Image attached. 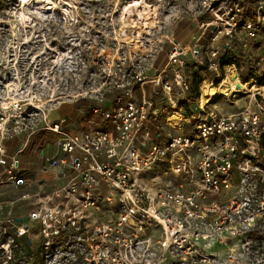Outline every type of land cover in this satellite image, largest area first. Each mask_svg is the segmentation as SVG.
Listing matches in <instances>:
<instances>
[{
	"label": "built area",
	"instance_id": "built-area-1",
	"mask_svg": "<svg viewBox=\"0 0 264 264\" xmlns=\"http://www.w3.org/2000/svg\"><path fill=\"white\" fill-rule=\"evenodd\" d=\"M253 4L191 43L171 41L152 76L133 70L145 87L105 92L89 104L104 125L67 131L65 119L53 121L43 110L37 125L18 104L8 116L0 111V187L28 184L21 155L40 130L57 135L55 151L40 148L37 157L58 181L37 179L15 200L0 193V264H211L215 255L204 252L223 245L236 264L232 242L252 249L251 235L264 229V104L249 101L219 114L197 103L190 120L177 112L182 119L161 123L153 97L159 88L172 104L179 99L173 92H188L187 57H205L218 79L226 63L220 37L240 28L252 39L264 26V0ZM215 21L201 25L210 29ZM225 66L240 83L234 62ZM156 165L161 170L150 175ZM19 201L30 211L16 213Z\"/></svg>",
	"mask_w": 264,
	"mask_h": 264
},
{
	"label": "rangeland",
	"instance_id": "rangeland-1",
	"mask_svg": "<svg viewBox=\"0 0 264 264\" xmlns=\"http://www.w3.org/2000/svg\"><path fill=\"white\" fill-rule=\"evenodd\" d=\"M134 1L15 0L5 3L0 9V111L8 116L18 104L22 115H31L29 122L37 125L41 110L51 115L60 107L68 106L78 112L66 115L70 121L78 118L80 112L81 116L80 120L73 119L66 130H81L89 125V120L104 125L98 115L85 114L89 104L98 101L105 92L120 94L126 88L145 87L133 78L132 71L140 68L152 76L165 62L171 41L191 43L202 31L226 25L225 20L238 7L248 10L254 5L253 0H138L136 6H131ZM211 17L216 21L210 29L201 25ZM219 41L218 47L226 44L225 49L221 48L226 54L225 65L234 62L240 83L251 81L264 86V26L252 39L238 28L233 37L221 36ZM186 62L183 72L190 84L188 92H173L171 97L181 99L173 98L172 104L159 88V95L153 97L161 119L175 111L189 116L188 103L183 99L197 102L203 82L209 86L210 96L209 93L205 96L202 105L217 93L206 104L221 114L235 112L249 101L264 104L263 91L251 94L243 90L234 98L231 92L227 95L228 84L217 91L227 66H220V77L216 79L205 57L202 61L187 57ZM244 76L248 78L243 82ZM101 85L105 86L99 93H90ZM149 85L151 88L152 84ZM39 132L31 137L21 155L22 175L28 184L19 188L7 186V189L1 186L3 199L15 200L21 192L32 190L37 179L34 175L39 173L37 150L43 148L46 155L55 151L57 135ZM160 170V165H156L150 175ZM18 204L21 210L16 208V213L30 211L28 201ZM251 236L257 242L252 244V249L242 250L240 243L232 242L238 257L236 264H264V229ZM225 247L210 249L204 255H215L212 258L216 262L211 264H230Z\"/></svg>",
	"mask_w": 264,
	"mask_h": 264
},
{
	"label": "crops",
	"instance_id": "crops-1",
	"mask_svg": "<svg viewBox=\"0 0 264 264\" xmlns=\"http://www.w3.org/2000/svg\"><path fill=\"white\" fill-rule=\"evenodd\" d=\"M184 40H185V38H184ZM177 41H180V40H178L177 39ZM184 43V42H183ZM186 64H187V62H186ZM185 67H186V65H185ZM164 94V93H163ZM159 94H157V96H158ZM164 96H165V94H164ZM179 99H181V98H179ZM183 100H185V102H187L188 103V111H190V114H189V116H188V119L190 120L191 119V115H193V113H194V109L196 108V106H197V102H195V101H187V99L186 98H184ZM245 105V104H244ZM243 106V105H242ZM206 108L207 109H213V108H209L208 107V104H206ZM240 109V108H239ZM157 110V109H156ZM70 112H72L73 114H75V113H78V112H76V111H73L70 107H68V106H63V107H60L59 109H58V111H56L55 113H52L51 115H49V118L51 119V120H53V121H58L59 119H61V118H63V119H65V125H64V127L66 128L67 126H68V124H70L72 121H73V119H77V120H80L79 119V117L81 116V112L79 113L80 114V116L78 117V118H74L73 117V119H71L72 121H70V119H68V116H66L67 114H69ZM92 113L91 111H89V110H87V113H85L86 115L88 114V113ZM158 112V111H157ZM177 112H181V111H175V112H172V113H177ZM182 113H184L185 114V112H183L182 111ZM217 113H219V112H217ZM93 114H95V113H93ZM219 114H221V113H219ZM86 115H84L83 114V117L85 118V116ZM96 115H98V114H96ZM161 113L160 112H158V119H159V121L161 122V123H165V119H166V117L165 118H163V119H161ZM99 116V115H98ZM83 117H81V118H83ZM100 117V116H99ZM76 120V121H77ZM70 121V122H69ZM82 121V120H81ZM93 125H99V124H94L91 120H89V125H87L86 127H84L83 129H85V128H87V127H89V126H93ZM190 125H191V122H189V127H190ZM164 127H166L165 126V124H164ZM78 129H80V128H77V131H80V130H78ZM83 129H81V130H83ZM68 131V130H67ZM16 140H11V141H9L10 143H7V144H12V143H14ZM46 167V166H45ZM38 169H39V173H36L35 175H34V178L36 179H38V181L40 182H42V183H53V182H55V183H57L58 181H57V179H56V170H52V169H50L49 167H46V168H44L43 166H41V165H39L38 166ZM36 179V180H37ZM35 182V181H34Z\"/></svg>",
	"mask_w": 264,
	"mask_h": 264
},
{
	"label": "bare ground",
	"instance_id": "bare-ground-1",
	"mask_svg": "<svg viewBox=\"0 0 264 264\" xmlns=\"http://www.w3.org/2000/svg\"><path fill=\"white\" fill-rule=\"evenodd\" d=\"M22 2H25V1H28V0H21ZM137 3H139V1L138 0H135L132 4H131V6H136L137 5ZM139 18H141V15H140V17ZM237 74H236V72H235V69L232 67V66H230L229 68H228V70H227V72L224 74V77H222L221 79H220V83H219V86H218V88H217V91H219V90H221V89H223L222 87H223V85L224 84H228V86H226L225 87V90H227L228 92H227V95H228V93L230 92V91H232V88H235V90H237L238 92L239 91H243V90H245V91H247V92H249V93H251V94H255L256 92H261V91H263V96H264V86H260V85H257V84H255L254 82H251V81H248V82H245L244 84H242V88H237L236 87V84H237ZM203 84V86H202V88H201V93H200V96L198 97V100H196L197 101V103L200 105V106H204V105H206V103H208V102H211V100H213L214 98H216L217 97V93L216 94H214V95H212L211 96V98H208L207 99V102H205V104L204 105H202L203 103H204V98H205V96L209 93V91H210V88H209V86L206 84V82H203L202 83ZM243 94V93H242ZM262 95V94H261ZM208 96H210V93L208 94ZM60 97V96H59ZM63 97V96H62ZM56 98V97H55ZM52 101V100H51ZM45 102V101H44ZM42 104V103H41ZM177 119H179V116H178V114H176V113H173V115L172 116H168L167 117V121H169V122H171V123H175V121L177 120Z\"/></svg>",
	"mask_w": 264,
	"mask_h": 264
},
{
	"label": "trees",
	"instance_id": "trees-1",
	"mask_svg": "<svg viewBox=\"0 0 264 264\" xmlns=\"http://www.w3.org/2000/svg\"><path fill=\"white\" fill-rule=\"evenodd\" d=\"M13 1H15V0H0V9L3 7V5H4L5 3H7V2H13ZM247 78H248L247 76L242 77V81H243V82L246 81Z\"/></svg>",
	"mask_w": 264,
	"mask_h": 264
},
{
	"label": "water",
	"instance_id": "water-1",
	"mask_svg": "<svg viewBox=\"0 0 264 264\" xmlns=\"http://www.w3.org/2000/svg\"><path fill=\"white\" fill-rule=\"evenodd\" d=\"M236 87L239 89L242 87V84L237 82ZM230 94L232 95V92Z\"/></svg>",
	"mask_w": 264,
	"mask_h": 264
}]
</instances>
